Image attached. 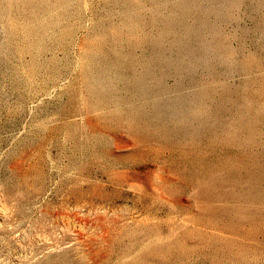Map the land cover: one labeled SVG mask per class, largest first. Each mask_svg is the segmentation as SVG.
Instances as JSON below:
<instances>
[{
    "label": "rangeland",
    "instance_id": "374dc122",
    "mask_svg": "<svg viewBox=\"0 0 264 264\" xmlns=\"http://www.w3.org/2000/svg\"><path fill=\"white\" fill-rule=\"evenodd\" d=\"M0 264H264V0H0Z\"/></svg>",
    "mask_w": 264,
    "mask_h": 264
}]
</instances>
